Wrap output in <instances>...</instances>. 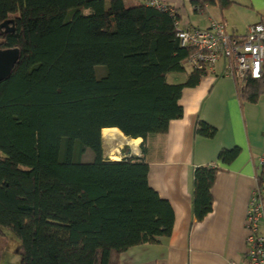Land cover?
I'll use <instances>...</instances> for the list:
<instances>
[{"label": "trees", "instance_id": "16d2710c", "mask_svg": "<svg viewBox=\"0 0 264 264\" xmlns=\"http://www.w3.org/2000/svg\"><path fill=\"white\" fill-rule=\"evenodd\" d=\"M202 2L194 3L199 13ZM178 22L177 12L128 8L125 0H0V27L14 28L0 30V51H20L0 84V235L19 244L20 264H120L127 251L172 235L174 210L150 187L149 164L105 162L102 131L140 137L145 153L148 138L184 117L182 93L205 73L168 82L192 54L179 44ZM239 95L259 103L264 72L244 80ZM217 134L198 121L196 135ZM239 155L225 150L219 161L230 165ZM221 171H194L198 223L213 211Z\"/></svg>", "mask_w": 264, "mask_h": 264}, {"label": "crops", "instance_id": "0c3cea01", "mask_svg": "<svg viewBox=\"0 0 264 264\" xmlns=\"http://www.w3.org/2000/svg\"><path fill=\"white\" fill-rule=\"evenodd\" d=\"M125 1L135 7L147 0ZM160 1L177 12L181 30H206L215 22L225 24L230 36L245 38L251 26L264 22V0H227L232 3L228 7H223L221 0ZM196 2H205L200 13L194 10ZM225 68L222 61L215 73H206L196 87L184 89L180 100L184 117L172 121L167 134L148 138L145 153L140 137H125L118 129L102 131L103 160L144 158L149 164L150 187L171 204L175 217L170 237L160 239L156 245L127 251L120 256V264H226L229 259L243 262L247 210L263 175L264 97L257 104L243 103L239 84L225 77ZM184 70L170 75L168 82L185 84L193 68L184 65ZM198 121L215 128L217 136L210 140L196 135ZM135 139L138 142L134 146L126 142ZM113 143L114 149L123 154L117 161L105 157L107 145ZM236 148L240 155L232 164L219 161L222 151ZM206 166L222 171L212 192L213 211L198 223L193 212V174L196 168Z\"/></svg>", "mask_w": 264, "mask_h": 264}, {"label": "built area", "instance_id": "2783aa9c", "mask_svg": "<svg viewBox=\"0 0 264 264\" xmlns=\"http://www.w3.org/2000/svg\"><path fill=\"white\" fill-rule=\"evenodd\" d=\"M146 5L163 12L176 11L160 0H147ZM196 12L200 7H195ZM177 39L182 48L192 52L187 63L194 70L215 73L224 61L225 77L236 83L246 79L259 80L264 72V22L251 26L245 38L229 35L225 24L212 23L209 29H178ZM263 175L257 181L249 202L245 230V252L242 261L229 259L226 264H264V154L261 158Z\"/></svg>", "mask_w": 264, "mask_h": 264}, {"label": "rangeland", "instance_id": "374dc122", "mask_svg": "<svg viewBox=\"0 0 264 264\" xmlns=\"http://www.w3.org/2000/svg\"><path fill=\"white\" fill-rule=\"evenodd\" d=\"M128 8H132L133 4L129 1L126 2ZM55 8V6H54ZM53 7L48 9V12L56 11V8ZM185 67L187 69L190 68V64L186 63ZM104 71L105 69L99 68L98 74L100 71ZM170 81V79L168 80ZM94 160V155L91 151H88L85 156V162L91 163ZM10 234L7 232H4L0 235V264H20L21 263V254H20V248L19 244L14 241L13 239H10Z\"/></svg>", "mask_w": 264, "mask_h": 264}, {"label": "water", "instance_id": "95a60500", "mask_svg": "<svg viewBox=\"0 0 264 264\" xmlns=\"http://www.w3.org/2000/svg\"><path fill=\"white\" fill-rule=\"evenodd\" d=\"M6 33H14V28H9V23H5L0 27ZM20 59V51L18 49H10L0 51V84L9 79Z\"/></svg>", "mask_w": 264, "mask_h": 264}, {"label": "bare ground", "instance_id": "6f19581e", "mask_svg": "<svg viewBox=\"0 0 264 264\" xmlns=\"http://www.w3.org/2000/svg\"><path fill=\"white\" fill-rule=\"evenodd\" d=\"M109 132H112V131H109ZM105 134L108 135V133H105ZM109 134H111V133H109ZM126 142L129 143L130 145L134 146L137 144L138 140L137 139L127 140ZM115 145H116V143L107 145L106 150H105V157L107 159L117 161V160H120L123 158V154L120 151L114 149Z\"/></svg>", "mask_w": 264, "mask_h": 264}]
</instances>
